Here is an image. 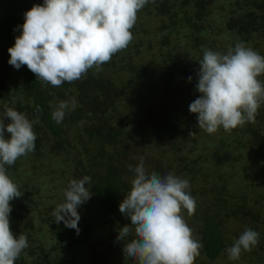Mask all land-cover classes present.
Here are the masks:
<instances>
[{
    "label": "trees",
    "instance_id": "trees-1",
    "mask_svg": "<svg viewBox=\"0 0 264 264\" xmlns=\"http://www.w3.org/2000/svg\"><path fill=\"white\" fill-rule=\"evenodd\" d=\"M35 1L0 0V65L6 69L0 112L5 105L23 112L37 135L35 151L8 168L23 194L10 202V227L29 243L15 264H134L116 238L125 225L120 204L133 179L128 165L141 158L148 173L189 180L203 244L195 264L225 257L229 219L259 233L258 245L242 253L241 262L264 264V105L255 123L215 134L199 129L197 114L189 111L200 95L195 85L205 49L223 53L244 42L257 51L264 45V0H150L125 50L102 71L89 70L60 87L37 80L27 66L14 73L8 63V49L22 32L17 26ZM61 100L77 106L58 123L53 110ZM84 176L91 177L92 197L78 207L77 234L56 223L52 212L69 182ZM40 186L52 190L47 197Z\"/></svg>",
    "mask_w": 264,
    "mask_h": 264
},
{
    "label": "clouds",
    "instance_id": "clouds-1",
    "mask_svg": "<svg viewBox=\"0 0 264 264\" xmlns=\"http://www.w3.org/2000/svg\"><path fill=\"white\" fill-rule=\"evenodd\" d=\"M149 2L43 0L24 13L23 25L17 26L22 32L8 49V63L17 70L27 66L37 80L53 87L83 79L89 70L100 72L133 41L131 30ZM198 63L195 88L200 95L190 103L189 111L197 114L199 129L215 134L221 128L231 132L255 123L264 105V80L259 79L264 75V56L238 42L223 53L205 49ZM192 79L188 77L190 82ZM76 106L75 100H61L53 110V119L62 122ZM6 119L10 121L7 124ZM36 139L33 122L23 112L5 105L0 112V264H15L29 247L27 236H15L10 227V202L23 194L8 168L35 151ZM128 169L133 179L120 212L131 224L120 228L116 238L124 241L126 262L195 264L203 244L184 218L185 212L193 216L197 209L189 180L172 172L148 173L143 158ZM90 182L89 176L72 179L64 191V201L52 212L56 223L62 221L77 234L81 219L78 207L92 197L87 187ZM258 243L259 233L246 228L225 252L229 260L238 261L242 252L252 251Z\"/></svg>",
    "mask_w": 264,
    "mask_h": 264
},
{
    "label": "rangeland",
    "instance_id": "rangeland-1",
    "mask_svg": "<svg viewBox=\"0 0 264 264\" xmlns=\"http://www.w3.org/2000/svg\"><path fill=\"white\" fill-rule=\"evenodd\" d=\"M35 4H43V0L35 1V3L33 4V6ZM257 51L259 53L261 51L263 52L264 51V45H261L260 47H257ZM5 70L6 69H5L4 65L1 64L0 65V73L1 74H4L5 73ZM13 72L14 73H17L18 70L16 68H13ZM32 161H33L32 157L27 158V160L25 159V161H24V163L26 164V167L28 168V169H26L27 172L30 171L29 166L32 164ZM48 164L49 163L47 161L45 167L43 168L44 169L43 171L48 172V170H49L48 169L49 168L48 167ZM37 167L39 168V165L38 164H37ZM231 185L233 186V189L234 190H236V191L238 190V187H236L234 185V183H232ZM43 188H44L43 186H40V189H38V190L41 191L40 194H42L43 196L47 197L44 194H46V193H48V192H50L52 190L51 189H48L47 190V189H43ZM232 194L234 195L235 193H232ZM120 218L123 219L121 221L124 222L125 225H130L131 224V221L128 220V218H125L124 215H121ZM184 218L187 221L188 225L193 230L194 237L197 240H199L198 237H197V232L200 231V225L198 223V220H200L201 217H199V218L197 217V219H195L194 215L193 216H188L187 214L184 213ZM225 228H226V230H225V232H226L225 242H226L227 247L231 246L233 244L234 240L235 239H238L239 238V235L245 230L240 224H238V222L233 221V220H230V219L227 221ZM44 233H46V235H47L48 232L46 230H44L41 234L44 235ZM38 234H39V232L36 233V235H38ZM242 253H244V252H242ZM241 257H242V254H241ZM241 257H240V259L238 261H231V260L228 259L227 254H226L225 257L219 262V264H234V262H236L235 264H237V263L238 264H243L241 262L242 261L241 260Z\"/></svg>",
    "mask_w": 264,
    "mask_h": 264
}]
</instances>
